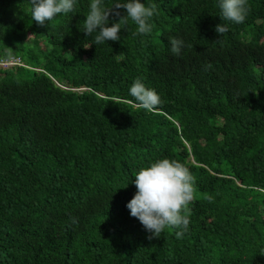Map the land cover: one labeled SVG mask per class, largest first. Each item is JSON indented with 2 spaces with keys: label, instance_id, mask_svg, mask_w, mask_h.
<instances>
[{
  "label": "trees",
  "instance_id": "1",
  "mask_svg": "<svg viewBox=\"0 0 264 264\" xmlns=\"http://www.w3.org/2000/svg\"><path fill=\"white\" fill-rule=\"evenodd\" d=\"M90 2L40 26L30 0H0V264H264V0L239 24L219 0H141L151 33L128 19L98 45ZM137 78L156 111L132 106ZM161 158L189 168L194 200L182 238L149 240L126 205Z\"/></svg>",
  "mask_w": 264,
  "mask_h": 264
},
{
  "label": "clouds",
  "instance_id": "2",
  "mask_svg": "<svg viewBox=\"0 0 264 264\" xmlns=\"http://www.w3.org/2000/svg\"><path fill=\"white\" fill-rule=\"evenodd\" d=\"M30 3L31 19L45 26L58 15L73 12L76 0H30ZM219 7L223 21L237 24L245 21L249 11L248 0H219ZM121 9L125 10L124 15H121ZM158 14L155 3L146 6L141 0H117L111 9L104 6L103 0H91L82 32L87 36L97 33L94 37L96 45L109 40L118 41L121 24L131 19L137 25L134 34H149L153 27L149 21ZM110 15L120 17L119 22L109 26ZM215 30L221 37L228 31V27L222 23L216 25ZM169 42L171 52L180 55L184 41L170 37ZM211 67V64H206L204 69L207 71ZM129 95L133 98V107L148 112L156 111L162 103L158 93L147 88L139 78L130 87ZM134 184L137 192L126 207L130 215L137 218L146 231L151 233L147 239L159 238L166 228L178 229L175 234L177 238H182L190 223L189 204L194 200L195 192V179L189 168L177 160L161 158L141 168L135 174ZM206 199L211 202L212 198Z\"/></svg>",
  "mask_w": 264,
  "mask_h": 264
},
{
  "label": "rangeland",
  "instance_id": "3",
  "mask_svg": "<svg viewBox=\"0 0 264 264\" xmlns=\"http://www.w3.org/2000/svg\"><path fill=\"white\" fill-rule=\"evenodd\" d=\"M5 62H7V61H5ZM1 63H3V62H1ZM14 64H22V61L20 60V58H16V59L15 58H10L8 63H5L3 66L8 67V66L14 65Z\"/></svg>",
  "mask_w": 264,
  "mask_h": 264
},
{
  "label": "built area",
  "instance_id": "4",
  "mask_svg": "<svg viewBox=\"0 0 264 264\" xmlns=\"http://www.w3.org/2000/svg\"><path fill=\"white\" fill-rule=\"evenodd\" d=\"M5 63H8V62H3V63H1V64L4 65ZM262 191H264V187L262 188Z\"/></svg>",
  "mask_w": 264,
  "mask_h": 264
}]
</instances>
